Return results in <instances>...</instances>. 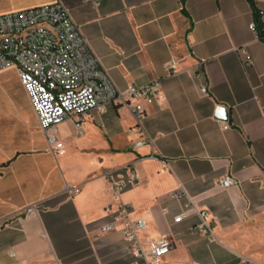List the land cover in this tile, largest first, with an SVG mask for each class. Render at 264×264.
<instances>
[{"label": "crops", "instance_id": "1", "mask_svg": "<svg viewBox=\"0 0 264 264\" xmlns=\"http://www.w3.org/2000/svg\"><path fill=\"white\" fill-rule=\"evenodd\" d=\"M53 1L0 0V14ZM61 1L118 89L159 79L165 103L140 122L127 104L93 109L81 136L69 117L54 152L25 91L29 132L0 149V264H140L120 227L100 231L121 202L146 220L144 247L170 240L160 264H264V39L249 27L264 0ZM144 138L152 143L134 147ZM130 168L137 178L116 201L106 173L127 180ZM225 175L236 184L221 186ZM66 184L81 190L65 194ZM178 189L216 220L214 237L198 230L187 196H171Z\"/></svg>", "mask_w": 264, "mask_h": 264}, {"label": "built area", "instance_id": "2", "mask_svg": "<svg viewBox=\"0 0 264 264\" xmlns=\"http://www.w3.org/2000/svg\"><path fill=\"white\" fill-rule=\"evenodd\" d=\"M92 1L96 6L100 4V0ZM249 27L264 39V8L257 9V15ZM238 50L243 56L244 65H252L253 58L246 47ZM178 63L179 60L173 57L165 68L174 73ZM8 68L17 70L40 128L54 152H59L64 146L56 127L69 117H78L75 129L76 134L81 136L85 133L84 118L93 109L112 103L127 104L140 122L150 106L161 107L165 103L159 79L131 85L124 91L118 89L74 21L69 8L61 0L0 14V72ZM201 90L207 93V86L204 85ZM230 126L222 122L223 129ZM146 143H152V140L141 139L134 143V147ZM136 178L137 172L133 168L129 169L127 180L112 171L107 172L106 179L114 200L120 199L127 181ZM235 184L236 181L230 175L220 180L223 187ZM80 190L79 185L66 184L63 192L73 196ZM171 196H187L188 210L199 212L202 219L197 225L198 230L214 237L213 224L216 220H209L207 211L199 210L193 198L183 189L173 191ZM130 212L129 204L119 203L112 220L103 223L100 231L110 232L120 227L124 241L129 245L132 255L141 261L140 264H160L171 249L170 240L164 236L151 241L147 248L144 247L140 233L147 227V222L144 218H131ZM182 217L183 214H180L175 221H180ZM242 264L255 263L246 258Z\"/></svg>", "mask_w": 264, "mask_h": 264}, {"label": "rangeland", "instance_id": "3", "mask_svg": "<svg viewBox=\"0 0 264 264\" xmlns=\"http://www.w3.org/2000/svg\"><path fill=\"white\" fill-rule=\"evenodd\" d=\"M27 102L17 70L0 72V149L24 143L31 125Z\"/></svg>", "mask_w": 264, "mask_h": 264}, {"label": "water", "instance_id": "4", "mask_svg": "<svg viewBox=\"0 0 264 264\" xmlns=\"http://www.w3.org/2000/svg\"><path fill=\"white\" fill-rule=\"evenodd\" d=\"M216 116L219 117L220 119H227L228 117V110L224 106H218L216 108Z\"/></svg>", "mask_w": 264, "mask_h": 264}, {"label": "trees", "instance_id": "5", "mask_svg": "<svg viewBox=\"0 0 264 264\" xmlns=\"http://www.w3.org/2000/svg\"><path fill=\"white\" fill-rule=\"evenodd\" d=\"M250 2H251V4H252V6L255 7V3H254V1H253V0H250ZM255 15H257V9H256V8H255Z\"/></svg>", "mask_w": 264, "mask_h": 264}]
</instances>
